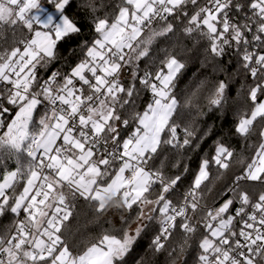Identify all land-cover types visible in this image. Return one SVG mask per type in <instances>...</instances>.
Wrapping results in <instances>:
<instances>
[{
	"label": "snow or ice",
	"instance_id": "1",
	"mask_svg": "<svg viewBox=\"0 0 264 264\" xmlns=\"http://www.w3.org/2000/svg\"><path fill=\"white\" fill-rule=\"evenodd\" d=\"M47 3L54 12L42 0H0V217L23 216L0 234V264H127L152 222L149 248L171 264L194 239L196 264H264V0H80L93 35L68 71L43 78L60 59L58 43L82 32L66 14L71 0ZM177 21L184 36L208 41L213 59L234 57L246 106L235 134L258 140L250 158L218 142L178 202L183 177L167 174L168 153L191 145L195 129L177 118L181 108L199 112L207 84L181 102L174 89L185 65L175 54L164 50L155 70L140 67L154 63L153 46L176 35ZM228 88L212 86L209 108L227 102ZM234 163L241 170L217 193L222 202L208 204L213 180ZM79 199L98 216L135 208L136 227L121 215L122 228L74 250L65 234Z\"/></svg>",
	"mask_w": 264,
	"mask_h": 264
},
{
	"label": "trees",
	"instance_id": "2",
	"mask_svg": "<svg viewBox=\"0 0 264 264\" xmlns=\"http://www.w3.org/2000/svg\"><path fill=\"white\" fill-rule=\"evenodd\" d=\"M79 2L80 0H71L70 5L66 9V14L79 22L82 32L79 35L66 37L58 43L60 59L54 62L47 71L41 70L40 75L43 78H47L52 71L58 69L62 72L68 71L81 55L78 48L81 40H90L93 35L91 25L85 18V13L78 8ZM42 3L48 7L49 11L54 10V7L48 4L47 0H42ZM176 24V35L161 38L153 46L151 56L154 63L149 62L146 58L145 61H141L140 67L141 69L148 67L155 70V67L159 66L160 60L164 58V50L175 54L185 65L178 74L174 89L181 102H183L185 95L191 92L200 81H205L207 84L206 89L201 93L199 112L196 109L181 108L177 118V122L182 126L191 124L195 129V137L192 138L191 145L179 155L172 152L168 153L167 174L169 176L182 174L183 177L182 181L177 185L176 191L172 194L173 200L178 202L188 189L200 160L210 158L214 154V149L218 142L229 145L238 154H242L245 158H250L258 140L256 136H253L250 140L245 141L235 134L236 121L240 112L246 106L243 104V98L240 95L241 85L245 81L238 71V65L234 57L226 56L223 59H213L207 51L208 41L205 38L200 37L198 34L186 37L182 33V22L177 21ZM125 76L127 77V73H125ZM219 80H226L229 83V88L226 92L227 102L220 108H209L207 96L210 94L212 86ZM149 99L150 94L143 92L141 94L140 107L142 108ZM246 144L249 147L245 148ZM177 159L180 160L181 166L172 168L171 164ZM156 164L158 166L159 161ZM184 165L188 167L187 172L183 170ZM240 170L241 166L238 163H234L232 168L223 173L220 179H214V188L212 192L206 193V202L213 204L223 199V197L217 196V193L230 185L234 176L239 174ZM212 171L213 177H215L217 172L214 166ZM75 203L76 208L73 218L69 222V231L65 234L74 250L82 249L88 243L94 242L105 230L122 228L121 215L128 218L133 229L136 227V223L133 222L137 212L135 208L131 213L123 209L110 208L106 213L98 216L82 199L77 200ZM17 219L18 217H15L10 212H6L3 217H0V234H3L4 229ZM157 231L158 225L152 222L133 246L132 251L126 258L127 264H137L141 257L145 258L146 264H171L166 252L153 256L149 248L151 239ZM197 255L198 242L194 239L192 246L178 259L177 264H196Z\"/></svg>",
	"mask_w": 264,
	"mask_h": 264
},
{
	"label": "built area",
	"instance_id": "3",
	"mask_svg": "<svg viewBox=\"0 0 264 264\" xmlns=\"http://www.w3.org/2000/svg\"><path fill=\"white\" fill-rule=\"evenodd\" d=\"M219 202H222V199L219 200V201L217 202V204H218ZM22 218H23L22 216L18 217V219H22Z\"/></svg>",
	"mask_w": 264,
	"mask_h": 264
},
{
	"label": "rangeland",
	"instance_id": "4",
	"mask_svg": "<svg viewBox=\"0 0 264 264\" xmlns=\"http://www.w3.org/2000/svg\"><path fill=\"white\" fill-rule=\"evenodd\" d=\"M45 6V5H44ZM47 9H48V7L47 6H45ZM49 10V9H48ZM52 12H54V10L52 11Z\"/></svg>",
	"mask_w": 264,
	"mask_h": 264
}]
</instances>
